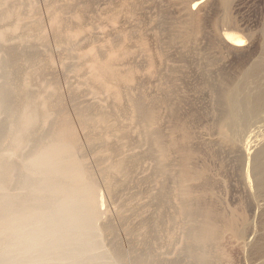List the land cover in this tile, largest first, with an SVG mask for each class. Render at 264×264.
<instances>
[{"label": "bare ground", "instance_id": "1", "mask_svg": "<svg viewBox=\"0 0 264 264\" xmlns=\"http://www.w3.org/2000/svg\"><path fill=\"white\" fill-rule=\"evenodd\" d=\"M34 1L36 3V0ZM135 1L133 0L134 3ZM47 2L48 0L46 1V3ZM70 3L72 4V1ZM202 3L203 0H192L191 7L193 10L199 9L201 8ZM230 3L231 0H221L222 5L220 6H223L224 10H226V13H224L222 18L227 14V10L229 11V5H231ZM136 4L131 5L132 10L137 9L135 7H137L138 4ZM141 4L143 3L141 2ZM59 5L61 6L50 4V6L53 7L50 9L51 12L50 10H48L51 13V16L48 15L49 17H51V20L49 22H51V27L55 30L54 31L51 28V32H56V34H54L57 35L59 39L56 41L62 40L63 35L61 33L63 32L62 30L65 29V21L70 22V19L64 21L66 17L63 19L62 16H64L63 12L65 10L62 11V14L59 11L62 7V4ZM84 5L89 6L90 4L85 3ZM64 6H67V4ZM139 6L140 5H138V7ZM98 7H100V5ZM85 9L84 12L87 11ZM127 11H129V8ZM189 11H191V9ZM38 12L36 11L37 14H39ZM79 13L80 15L86 14H81V11ZM189 13L190 12H188V14ZM188 14L186 13V15ZM21 15L22 12L20 11V9L12 5V0H0V264H128V260L131 259H128L129 257H127V255L123 253V249H120V245V248L119 246L116 248L105 247V240L107 239L104 238V235L109 232L112 234V232H114V226L108 222H102V216L104 213L100 209V198L102 196V194L100 196L101 192H99L100 183H98L96 175L94 174L95 172L93 173V170L88 167L91 164L88 165V163H86V161H88L89 159H85V154H82V151H84L82 149L84 148L82 147L83 143L81 144L80 142L81 137H79L78 134L79 130L84 131L83 133H85V139H87V143L90 144L89 146H93L96 148L97 146L94 145L99 146L98 149L95 148V150L98 151H96L97 154H94V156L96 155V158H94L97 160L96 162H98L96 163L99 169L98 174H101V179H103L105 181L103 182L107 184V188H109L110 191H108L109 194L114 192V194H116L117 192L115 190L120 184L123 185L125 182H128L130 180L132 181V173L134 171L136 172L134 168L137 167L138 164H141L140 161L143 155H150V157L154 156V173H152L157 177L155 179H158L159 181L158 191L156 190V192H154V194L156 193L155 198L158 199L163 208L169 203V210L173 208V213L166 219L168 220L167 222L172 225L175 223H180V225L184 228L185 233L183 250L189 255L190 259L192 260V262H190L192 264H215L217 261L226 259V256L228 255L224 250L225 247L223 248V245L225 244L224 239H227V235H230V239L234 238L235 241L238 239H245L248 231L246 218H243V223L241 222L242 220L239 219V222L242 223L241 225H239L237 218L239 216L236 217V214L228 213L230 209L229 211L225 209H219L216 206L218 202L214 203L216 202V198L214 197L215 200L213 199V196L215 194V191L213 192V190L215 189H213V186L211 184L212 179L209 176L208 167L207 165H205V163L204 165L203 163L202 165L201 163L199 164V160L197 162V159H199L198 155H200L199 153L201 148L199 149V146L201 145V142L199 143V146L195 145V139L192 142L193 138H195L193 136H196V134L194 135L192 130V125L195 124L192 122L195 121L191 120L194 118L193 114H195L196 112H194L193 114L186 112L193 117L192 119L187 120L188 117H185L188 115H184L186 114L185 111L183 110V113L181 110V103L179 100L180 96L178 97V95H180L178 93V75L174 73L170 75L172 76V78H170L171 80H168L170 76L166 77L162 75V77H164V81H161L162 84L159 86L157 90L158 93L156 95H149L147 92L142 91L145 90L142 88V90L138 89L133 92L134 90L132 89L133 87L131 88L130 83H132L133 86L132 80L135 77L133 74L134 72L128 71L127 74H122L120 69L116 68L115 66L117 57L109 55V58L107 57L108 59H104L103 56L99 59V55L94 56V58H92L93 60L91 59V65L88 62L90 65L88 67L90 68V71L88 72L89 74L86 73L87 75H89V77H87L88 80H90L89 82L92 81V83L97 85L98 88V90H96L97 88L94 87L95 90L92 92L97 95L99 91H102L104 93H108L109 96L114 99L113 102H115L116 106L115 109H111H114L113 112H116V117L113 118L115 115L112 112L111 114H113L114 116L112 117L111 115L113 119L110 118V112L112 110L108 111L106 107H102V103L100 104L98 99L97 102L98 105L100 104V106L102 107L101 109L99 108V106L97 107L96 103L92 104L91 102H93V100L95 99L94 98L92 101H90L91 104H88V102L87 104H83L85 102H83L82 104L77 103L81 101L76 100V103L72 102L74 104V112L72 111V113H75L74 117L76 119V121H74L75 119L70 115L72 107L68 112V108H66V106L64 105V99H62L60 96L62 93H58V84L45 87L46 90L43 91H35V89L34 92L31 91L33 87L30 86L32 79L35 76H40L42 74L46 63L38 57V53L36 51L28 52L27 50L22 48L23 45L21 48H19L17 44L10 45L7 43V41L9 40L8 34L15 32L19 28L21 23ZM36 15L35 17H37ZM188 16L189 18L185 16V18L187 17L188 20L185 22L182 21V23L179 25L177 24L180 22H177V20L176 25L172 26L170 24L171 28H169L170 30L168 29V32L170 31V33L168 34H171L169 38L170 44L176 42L177 40L187 43L188 41L195 39L196 36L201 33V29L198 25L197 20L195 19V17L197 16H193V13ZM113 18L114 17H112V19ZM225 19L226 18L224 17V21L226 22L227 19ZM229 20H231V18ZM221 21H223V19ZM41 23H43V20H40V18H37L35 20L33 19V22L30 23V25H28L29 22L27 23L28 27L26 31L24 30L25 27L23 26L25 24H22V27H24V29L22 27H20L19 29L22 28L21 30H24V33L20 34L19 36L17 35L20 43L24 44L25 46L26 43L29 44L31 40L36 39L37 37H35V35L37 34V32L35 33V31L40 30L41 28L43 29V27H41ZM218 23L220 24V22ZM173 24H175L174 21ZM65 30L67 31V29ZM41 33L43 34V32ZM15 34L16 33H14V35ZM64 34H66V32ZM13 36L11 37L13 38ZM224 38L233 46H245L244 43H238V41H244V39L241 36L231 34V32L224 34ZM16 39L17 38H15L14 41H16ZM140 40H142V38ZM16 42H18V40ZM62 42L63 41H61V43ZM142 42L143 41H141V43ZM70 44L72 43L70 42ZM139 45L141 46V44ZM101 51L99 49L98 54ZM108 51L109 50H107V54L109 53ZM91 52L93 53L92 50ZM127 52L129 53L131 51L127 50ZM125 54L122 56H125ZM101 58H103L104 60H102ZM151 59H149V61H151ZM206 66H208V64ZM171 69L172 72L175 71V73L178 71H176L174 67H172ZM263 70L264 58L254 62L252 66L249 69L247 68L245 72L241 70L243 72V74H241L242 76L237 73L240 78L238 77V80L236 81L228 82V80L224 76L215 79L217 77L213 78L212 75L209 74V72L204 71L203 76H205L204 78L206 80V83L208 84L207 86L210 87L214 94L213 96H215L214 98H216L215 104L217 105L216 111H218V115L215 121V128L216 133L219 136V138L217 137V140H220L218 143L222 142L221 144L225 143V145L226 143H230L228 145L229 148H227L229 150L231 147H233L231 143H238L237 141L245 136L248 127H254L253 122H255L256 125V120L261 117V114H264V78H261ZM222 75H224V73ZM21 76L22 79L20 78ZM209 76H211V79ZM212 78L215 80H212ZM39 82L41 81H38V83ZM43 82L44 80L41 82V84ZM123 82H125L124 86L125 88L128 87V90L124 89V86L122 87L124 90H122V88L120 87L122 86L121 84H124ZM126 84H130V86H126ZM59 91L61 90L59 89ZM99 93L98 95L100 96L102 93ZM108 94H106L105 97L109 98ZM75 96L72 97L74 98ZM87 97L89 98V95ZM182 100H184V97ZM197 115L198 114H196V116ZM195 118L197 120L199 116ZM262 118L264 119L263 115L257 121V123L259 121H262ZM123 119L125 121L128 120V122L129 120H131L132 122L134 121L136 125H138L139 132H137L140 136V138L138 137L140 139V144L138 143V146L140 147L141 144H148L149 147L145 148L147 150L144 149L145 151L142 152L140 150H138L140 152H129L132 151V149L130 148L131 146L128 145V138L132 134H130V128L134 126H132L133 124H129L130 127H127L128 129H126L125 127L128 122L126 125H124V127L122 125L123 123L125 124V122L122 123ZM75 122L80 128L79 130H77ZM215 128L213 129L215 130ZM136 130L133 129V131L135 132ZM253 132L254 130L251 131V134ZM249 135H247V138H249ZM252 135V138H258L260 134L257 131ZM111 137L114 138V141L109 140ZM108 140L110 142H113V144L109 143ZM119 140L124 141L120 142ZM262 140L264 141V139ZM118 141L120 143H118ZM240 142L242 143V141ZM252 142V139H249L246 142L247 149H249L248 147L250 146V144H252ZM242 144H240V151ZM128 147L131 150L128 151ZM134 147L136 146L134 145ZM134 147L133 150L135 149ZM220 147L225 146L220 145ZM238 150L239 148L237 147V151ZM93 151L92 153H95ZM146 155L143 157H146ZM251 160H253V166L251 164L253 169H251L254 171V174L252 175L254 176V180L250 181L254 183L253 188H255V190L253 191H255V195H257L258 197L264 198V144H262V146H259V149L256 150V152L254 153V157ZM168 178L173 179V183L170 181L171 179H169V182L173 184H170L172 186H170V188L168 186ZM165 180L168 183L167 185ZM134 181L136 182V179H134ZM170 196H173L174 199H172L171 202H167L168 197L170 200ZM220 199H218L217 201H221ZM258 202H260V200ZM261 203L260 205H262ZM122 206L124 205L122 204ZM162 209L159 212V217L156 213V217H158V219L156 218L155 221L161 220L160 222H162V220L167 217L166 214L168 211L165 212V214V210ZM122 211L124 212L123 209ZM123 212L120 213L122 214L120 216H122L124 219L125 214L123 215ZM241 216L243 217V214ZM170 227L173 226L170 225ZM151 228L153 227L151 226ZM151 228H148V230ZM152 230L154 229H151L150 231ZM170 236H173L172 233ZM170 236L168 237L171 238ZM230 239L228 240L232 241ZM262 248L263 247L261 246H256L257 250H261ZM130 255L132 254L130 253ZM133 256L134 257H131L134 264L143 263V260L141 259L142 257L140 258L138 256H135L134 253ZM154 256L157 255L155 254ZM156 258L157 257H155V259ZM147 259L149 260V257ZM159 264H172V262L167 259H163L159 262Z\"/></svg>", "mask_w": 264, "mask_h": 264}, {"label": "rangeland", "instance_id": "2", "mask_svg": "<svg viewBox=\"0 0 264 264\" xmlns=\"http://www.w3.org/2000/svg\"><path fill=\"white\" fill-rule=\"evenodd\" d=\"M14 1H15V4H14ZM14 1L12 0V5L15 7H18L20 9V11L22 12L21 20H20L21 23H20L19 28L22 27V24H25V25H23L25 27V29H24V27H22V28L26 31L28 25H30V23L33 22V19L35 20L37 18H40V20H43V23H41L42 24L41 27H43V29L42 28L41 29L44 31H42L41 29H40L41 31L36 30L35 33L37 32V34H36L37 36L35 34L34 35L37 38L31 40L29 42V44L26 43L25 44L26 47L24 46V44L20 43L19 38L17 37V35L19 36L20 34L24 33V30H21L22 28L21 29L18 28L15 32H12L13 34L12 33L8 34L9 35L8 39L10 40V41L9 40L7 41L8 44H10V45H16L17 44V46L19 48H21L23 45L22 48H24L28 52L36 51L38 53V57L40 59H42L43 62L46 63L44 71L42 72V74L40 76H35L32 79L31 84H33V85L30 84V86L31 87L33 86V87L31 89V91L34 92V89H35V91H37V90L43 91V90H46L45 87H49V86L58 84L57 85L58 93L60 92L63 94V95L61 94L60 96L62 99H64L63 100L64 105L66 106V108H68L67 109L68 112L71 110V107H72V110L70 111V115L73 116L74 119H75V117H74L75 113L73 114L72 111L74 112V108H73L74 104L73 103H76V101H81V102H77V103H81V104L83 102H85L83 104H87V102H88V104L96 103L97 107L99 106L100 109L102 107H106V109H108V111L112 110L110 112V118H112L114 115L115 116L113 118L116 117V112H113V110L115 109V106H116L115 102H113L114 99L112 97H110L108 93H104L102 91H99L100 93L98 92L99 94L102 93L101 94L102 96L101 95L99 96L98 93L96 95L92 92L95 90L94 87L97 88V85L92 83V81L89 82L90 80H88V78H87V77H89V75H87V74H89L88 72L90 71V68H88V67L91 65V62H92L91 59L94 58V56L99 55L98 56L99 59L102 56L104 59H106L107 57L109 58V55L117 57L115 66H116V68L120 69L122 74H127L128 71L134 72L133 74L135 77L132 80L133 86H132V83H130L131 88L133 87L132 88L134 90L133 92H135V90H138V89L139 90L145 89L142 91L147 92L149 95H156L158 93L157 90H158L159 86L164 81V79H163L164 77H162V75L166 76V77H169L173 73L178 75V77L180 78V79L178 78V82H177L179 85L178 93L180 94V95H178V97L180 96L179 100L181 103V110L183 113L185 111V113L187 112L190 114H193L194 112H196L195 114H193L194 118L192 117V115L190 116V114H187V113L184 115H188L185 117V118L188 117L187 120H190L193 118L191 121H195V122H192V123H195L194 125H192V128H193L192 130H193L194 135L196 134V136H193L195 138H193L192 142L195 139V143H196L195 145L196 146H199L201 144L199 146V149L200 148L201 149H200V153H199L200 155H198L199 159H197V162L199 160V164L201 163V165H202V163H203V165H204V163H205V165H207V167H208V173L212 179L211 184L213 186V189H215V190H213V192L215 191L214 193L217 196L216 197L215 194L213 196V199H214V197L216 198V202H214V203L218 202L216 206L219 209H221V210L225 209L227 211H229V209H230V211L228 213L236 214V217L239 216V217H237L239 225H241L243 223V218H246L247 227H248L247 236L245 239L243 238V239H240V240L238 239L235 241L234 238L230 239V235H227L228 237L226 236L227 239H224L225 244L223 243L224 244L223 248L225 247L224 250L228 256H226V259H223L224 261L223 260L217 261L215 264H264V212H263L264 198L263 197L261 198V197H258L257 195H255V193H254L255 191H253V190H255V188H253L254 183L250 181V180H252V181L254 180V178H253L254 176H252L254 174L253 173L254 171L252 170L253 169V167H252L253 166V164H252L253 160H251V159L254 157V153L256 152V150L259 149V146L260 145L262 146V144H264V141L262 140V139H264L263 138L264 137V123H263L264 119L262 118V121H259L257 123V121L262 117V115L264 116V114H261V117L258 120H256V125H255V122H253L254 125L253 124L252 125L254 127H252V126L250 128L248 127V130L246 131L245 136H244L245 138L243 137L244 140L242 138V139L237 141L238 143H235V144L231 143V145L233 147L230 146L231 147L230 150L227 149V148H229L228 145L230 143H226V145H225V143L221 144L222 142L218 143L220 140H217V137L219 138V136L217 135L216 128H215V121H216L217 115H218L217 114L218 111H216L217 105L215 104L216 98H214L215 96H213L214 94H213L212 90L210 89V87L207 86L208 84L206 83V80L204 78L205 76H203L204 71H207V72H209L210 75H212L213 78L217 77L215 79H218L219 77L224 76L228 80V82L229 81L230 82L236 81V80H238V77L240 78V76H242L241 74H243V72H245L247 70V68L249 69L254 62L264 58V55H263V53H264L263 52L264 51V46H263L264 45V41H263V39H264V0H231V3H230L231 5H229V11L227 10V14L224 16L227 19L228 14H229V17L227 19L228 23H227L226 19H225L226 22L224 21V17L222 18L224 13H226V10H224L223 6H220V5H222L221 0H206V1L203 0L201 8L195 9V10H193L191 7L192 6L191 5L192 0H136V1L134 0L135 3L133 2V0H106V1L105 0H102V1L101 0H63V1L62 0H48V2H47L48 4L46 3L47 0H36V3L34 0L33 1H30V0H17L16 1V0H14ZM67 1H68V3H67ZM71 1H72V4L70 3ZM181 1H183V2H181ZM33 2H34V4H33ZM138 2H140V3H138ZM141 2L143 4H141ZM24 3L26 6L24 5ZM85 3L86 4L89 3L90 7L88 5L87 6L84 5ZM136 3L141 6V9H140V6L138 7V5ZM50 4L55 5V6L56 5L61 6L59 4H62V7L59 11L61 13L63 10H65V11L63 12L64 14L62 13L64 16H62V15L61 16L63 17V19L66 17L64 19V21L70 19V22L65 21L64 28L67 29V31L63 28L64 30H62L63 32L61 33L63 35L62 40H61V41H63L62 43H61V41H56V40H59L58 36L55 35L56 32H51L53 28L51 27V22H49L51 20V17H49V16H51L50 15L51 14L50 9L53 6H50ZM66 4H67V6H64ZM133 4L137 5V7H135L137 9H134V10L131 9V5H133ZM71 5H73L74 7ZM99 5H100V7H98ZM123 5H125L126 7ZM83 6H84V8H83ZM65 7L68 9H66ZM88 7L90 8V10ZM37 8H38V10H37ZM62 8H64V9H62ZM128 8H129V11H127ZM74 9H75V11H74ZM79 9L81 11V14H83V13H86V14L80 15ZM84 9L87 11L89 10V11L84 12ZM187 9H189V10L191 9V11H189ZM48 10H50V12ZM130 10H132L133 12ZM34 11H35V13H34ZM36 11L37 12L39 11L38 12L39 14H37ZM90 11H92L94 14ZM48 12H49V14H48ZM115 12H117V13H115ZM164 12H166V13H164ZM188 12H190V13L188 14ZM95 13L96 14L98 13V14L96 15ZM114 13H115V15H114ZM186 13L188 15L193 13V16H197V17H195V19L198 22V25L201 29L200 30L201 33H199L195 39H192V40L188 41L187 43L180 42L177 40L176 42L170 44L169 38H170L171 34H168V33H170V31L168 32V29L171 28V25L173 26V25L177 24L176 20H177V22H180L177 25L181 24L182 21L183 22L187 21L189 16L186 15ZM35 15L37 17H35ZM39 15H41V16H39ZM162 15H163V17H162ZM98 16H99V18H98ZM110 16H111V19H112V17H114V18L111 20ZM185 16H187L188 18L187 17L185 18ZM83 18L86 20H84ZM100 18H102V19H100ZM219 18L220 19L222 18L225 23L223 21H221L222 19L220 20ZM230 18H231V20H229ZM77 19H79V20H77ZM165 20H167V21H165ZM112 21H114V22H112ZM173 21L175 24H173ZM28 22H29V24L27 25ZM218 22H220V24ZM68 26L70 29L68 28ZM92 26H94V27H92ZM168 26H170V27H168ZM79 29H81V30H79ZM82 30H83V32H82ZM64 31L66 32V34H64L65 33ZM41 32H43V34ZM230 32L233 35L241 36L244 39L245 46L242 45L241 47H237V46H233L231 43H229L224 38V34H227ZM14 33H16V34L14 35ZM111 33H112V35H111ZM38 34H39V36H38ZM107 34H110V35H107ZM10 35L11 36L14 35L13 38ZM14 37L17 38L16 41L18 40V42L14 41L15 40ZM68 38L70 41L68 40ZM72 38L74 39V41ZM141 38H142V40H140ZM193 40H194V42H193ZM41 41H42V43H41ZM141 41H143V42L141 43ZM70 42L72 44H70ZM113 42L114 43L116 42L115 45ZM138 43L141 44V46ZM183 43H185V44H183ZM193 43H195V44H193ZM33 44H35V45H33ZM27 47H31V48H27ZM98 48L100 49V51L102 50L101 52H99V54H98V51H99ZM123 48H125V49H123ZM35 49H38V50H35ZM74 50H75V52H74ZM91 50L93 51L94 55L91 52ZM107 50H109L108 54H107ZM127 50L131 51V52H129L130 54L127 52ZM68 51H69V53H68ZM95 51H96V54H95ZM104 52H105V54H104ZM88 53H90V54H88ZM123 53L125 54V56H122V55H124ZM154 53L156 54V56ZM101 54H103V55H101ZM81 55H83V56H81ZM87 55L89 58L87 57ZM127 55H128V57H127ZM152 55H154V56H152ZM261 55H263V56H261ZM103 58H101V59L104 60ZM123 58H124V60H123ZM149 59H151V61H149ZM82 61H84V62H82ZM88 62L90 63V65ZM207 64H208V66H206ZM67 65H68V67H67ZM172 67H174V69L176 71L177 70L178 71L176 73H175V71L172 72V69H171ZM87 69H88V71H87ZM122 70L124 71V73ZM223 73H224V75H222ZM237 73L240 74V76H238ZM262 73H263L262 74L263 76L261 75V78H264V70ZM41 77H42V79H41ZM209 77L211 79V76H209ZM20 78L22 79V76ZM170 78H172V76H170L168 80H171ZM213 78H212V80H215ZM18 80H20V79H18ZM43 80H44V82L41 84V82ZM38 81H41V82L38 83ZM48 82H50V83H48ZM123 83L124 84H121L122 86H120L121 88L125 85V82H123ZM130 84L129 85L126 84V86H130ZM140 84L141 85L144 84V85L141 86ZM137 87H139V88H137ZM123 88L128 90L127 89L128 87L125 88V86H124ZM123 88H122V90H124ZM59 89L61 91H59ZM96 90H98V88ZM136 92H138V91H136ZM106 94H108L109 98L105 97ZM45 95H46V91H45ZM88 95H89V98L87 97ZM72 96H75V97L73 98ZM92 96H94V97H92ZM71 97H72V99H71ZM82 97L83 98L85 97L86 99L85 98L83 99ZM183 97H184V100H182ZM97 99L99 100L100 104L104 103L103 104L104 106L102 104H101L102 107L100 106V104L98 105ZM92 100H93V102L90 103V101H92ZM65 101H66V103H65ZM68 101H70V102H68ZM182 101H184V102H182ZM108 103H109V105H108ZM182 103H183V105H182ZM96 104H95V106H96ZM69 105H71V106H69ZM111 108H114V109H111ZM112 112L114 115L111 114ZM196 114H198L197 116H199V118H197L198 121L195 118V117H197ZM111 115H112V117H111ZM125 119H127V118H125ZM123 120H122V123L125 122V124L123 123L122 125L124 126L127 124L128 120L127 121H125V120L123 121ZM74 121H76V119ZM75 124H76V122H75ZM129 124L130 125L133 124L132 126H134L135 128L134 127L130 128V131H131L130 134L132 133L133 135L131 134L129 137L130 139L128 138V140H129L128 145L131 146L130 148L132 149V151H129V150H131L129 147H128L129 149L127 148L128 151L129 152H137L138 150H140L142 152V151L147 150L145 148L149 147L148 144L147 145L141 144L140 147L138 146L140 144V139H139L140 136L138 134V132H139L138 131V125H136V123L134 121L132 122L131 120H129V122L127 124L128 126L126 125V127L125 126L124 127L126 129H128L127 127H130ZM76 126H77V124H76ZM213 128H215V130ZM79 129L80 128L77 126V130H79ZM133 129L134 130L137 129L136 132L133 131ZM262 129H263V132H262ZM252 130H254L253 133L258 131V133L260 134L258 138H256V137L252 138V136H253L252 135L253 133L251 134ZM79 132H81V133H79ZM83 132H84L83 130L78 131L79 137H81L80 138L81 144L82 143H83V145L85 144L84 146L82 145V147L84 148V149H82V150H84V151H82V154L83 155L85 154V157H84L85 159H87V160L89 159L88 161L90 163L88 161H86V163H88V165L91 164L88 167H90V169L93 170V173L95 172L94 174L96 175L98 183H100L99 184V192H101L100 196L102 194V196L100 198V209L104 213L102 216L103 217L102 222L103 223L108 222L114 226V232H112V234L109 232V233H106L104 235V238L107 239V240H105V247L106 248H116L120 245L121 248H120V246H119V248L123 249L122 251L125 255H127V257H129L128 259L131 258L130 260H128V264H134L132 262L133 261L132 257H134L133 253L135 256H138L140 258L142 257L141 258L143 260L142 264H159V262L162 261L163 259L164 260L167 259V260L171 261L172 264H190L192 262V260L190 259L189 255L183 250L184 233H185L184 228L180 225V223H178V224L175 223L172 225V224L167 222L168 220H166V219L168 218V216H170L173 213V211H172L173 208L171 207L172 209L169 210L170 209V206H169L170 203L163 208L162 204L158 201L157 198H155L156 193L154 194V192H156V190L158 191L159 181H158V179H155V178H157L155 176V174L153 175V173H154V169H153L154 165L153 164L155 163L154 156L150 157V155H146V154H145L146 157H143L145 155L142 156V159L140 161L141 166L138 164L139 167L137 166L134 168V170H136V172L134 171L133 173H134V175L136 174L135 175L136 178L134 177V175L132 173V177L134 179H136V182L134 181L133 178H131L132 181L130 180L128 182H125L123 185L120 184L121 186L119 185L116 188V190H115L117 192L116 194H114L115 192L109 194L108 193L109 188H107L108 187L107 184H105L104 183L105 181L103 179H101L102 178V176H100L101 174L100 173L98 174L99 169H98V165L96 164L98 162H96L97 160L95 159L96 155L94 156V154H97L96 151H98V150H95L96 147L89 146L90 144L87 143V139H85L86 138L85 133H83ZM247 135H249V138H247ZM196 137H197V141H196ZM112 138L113 137H111L109 140L114 141V138L113 139ZM249 139H252V141L254 143L252 142V144H250V146L248 147L249 149H247L246 142ZM119 141H118V143L123 142L124 140L120 141V142ZM240 141H242L243 144ZM115 142H116V140H115ZM109 143L113 144V142H110V141H109ZM216 143H218V144H216ZM236 144H239V145H236ZM240 144H242V146H243V148L241 146V151H240ZM134 145L136 147H134ZM220 145H222V146L224 145L225 147H220ZM94 146H97L96 149H98V147H99L98 145H94ZM132 146L135 148L134 150H133ZM234 147H236V148H234ZM237 147L239 148L238 151H237ZM235 149H236V151H235ZM92 151L95 153H92ZM140 151H138V152H140ZM252 155H253V157H252ZM223 158H225V159H223ZM251 164H252V166H251ZM220 166H222V167H220ZM136 168H138V169H136ZM150 174L152 177L150 176ZM146 176H149V177H146ZM140 178H141V180H140ZM143 178H144V180H143ZM148 178H150V179H148ZM146 179H148V180H146ZM169 179H171L170 180L171 182L173 179L172 178L167 179V181L169 183L168 186L170 188V186L173 184H171L169 182ZM167 181H166V185L168 184ZM130 189H132V190H130ZM118 191H119V193H118ZM131 194H132V197H131ZM251 195H252V197H251ZM102 197H103V199H102ZM134 197H135V199H134ZM220 197H221V199H220ZM255 197H256L257 201L255 200ZM251 198H252V200H251ZM172 199H174L173 196H170V200L168 197L167 202H171ZM218 199H220L221 201H217ZM262 199H263V201H262ZM259 200H260V202H258ZM120 202H122V203H120ZM257 202H258V204H257ZM261 202H263V203H261ZM260 203L262 205H260ZM122 204L124 206H122ZM225 206H226V208H225ZM117 208H119V209H117ZM120 208H121V210H120ZM158 208H159V210H158ZM122 209L126 213H124L122 211ZM161 209L165 210L164 213L167 211L168 212H167V214L165 213L167 217H165V219L162 220V222H160L161 220L160 221L157 220L158 222L161 223L160 224L155 220H156V218L158 219L159 212ZM261 209H262V211H261ZM235 210H237V211H235ZM122 212H123V215L124 214L126 215V216L124 215V219L122 216H120V215H122V214H120ZM236 212H238V213H236ZM129 213H130V215H129ZM156 213H157L158 217H156L157 216ZM244 213H246V214H244ZM242 214H243V217L241 216ZM109 219H110V221H109ZM239 219L242 220L241 221L242 223L239 222ZM156 223H158V224H156ZM248 223H249V225H248ZM155 225H157V226H155ZM170 225L173 227H170ZM151 226L153 228H151ZM148 228H151L154 230L150 231L151 229L148 230ZM249 229H250V231H249ZM169 233H170V235L172 233L173 236H170ZM168 236H170L171 238H169ZM228 239H230L232 241H229ZM256 246H261L263 248L261 250H257ZM130 253L132 255H130ZM155 254L157 256H154ZM146 256H147V258L149 257V260L146 258ZM155 257H157V258L155 259ZM129 262H131V263H129Z\"/></svg>", "mask_w": 264, "mask_h": 264}, {"label": "snow or ice", "instance_id": "3", "mask_svg": "<svg viewBox=\"0 0 264 264\" xmlns=\"http://www.w3.org/2000/svg\"><path fill=\"white\" fill-rule=\"evenodd\" d=\"M238 43L243 44V43H245V42H244V41H238Z\"/></svg>", "mask_w": 264, "mask_h": 264}]
</instances>
